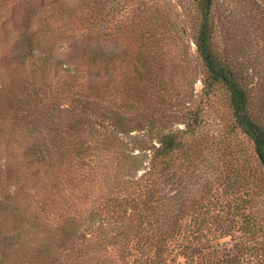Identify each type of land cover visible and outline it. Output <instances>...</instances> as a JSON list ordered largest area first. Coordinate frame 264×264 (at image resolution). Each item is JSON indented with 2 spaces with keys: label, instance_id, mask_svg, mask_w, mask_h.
Here are the masks:
<instances>
[{
  "label": "trees",
  "instance_id": "trees-1",
  "mask_svg": "<svg viewBox=\"0 0 264 264\" xmlns=\"http://www.w3.org/2000/svg\"><path fill=\"white\" fill-rule=\"evenodd\" d=\"M196 1L201 20L193 42L204 89H224L233 126L255 157L253 181L241 176L245 162L238 186L227 187L238 194V205L212 216L222 226H203L206 219L187 209L162 215L173 199V158L187 154L199 111L127 112L128 82L138 103L156 72L146 57L125 72V53L115 57V66L106 45L113 26L104 0H13L12 25L2 34L13 46L9 72L19 89L0 99V118L16 133L17 155L0 192V264H264V217L257 212L264 199V124L253 116L238 72L214 45L211 0ZM113 90L122 105L111 100ZM178 124L183 128L173 130ZM134 132L155 135L143 149L150 154L146 171L128 177L138 168L118 162L123 178L93 197L97 174L116 161L112 135ZM184 219L199 223L184 225Z\"/></svg>",
  "mask_w": 264,
  "mask_h": 264
},
{
  "label": "rangeland",
  "instance_id": "rangeland-1",
  "mask_svg": "<svg viewBox=\"0 0 264 264\" xmlns=\"http://www.w3.org/2000/svg\"><path fill=\"white\" fill-rule=\"evenodd\" d=\"M12 2L0 0L1 100L11 99L19 89L14 74L9 72L13 64V46L6 43L10 39L5 41L2 34L4 28L12 25L8 14ZM104 2L105 13L109 14L113 26L112 36L106 45L109 46L115 66L119 61L115 57L125 53V72L129 73L135 64L142 65L145 57L151 62L150 69L156 72L152 78H148L146 88H142L138 103L135 101L137 99H133V84L128 82L124 92L127 112L167 110L182 113L192 107L199 111L200 124L194 136L188 140L187 154L180 153L173 158L172 172L176 182L170 193L173 199L162 207V215L172 211L180 213L187 209L189 214H199V220L206 219L203 226H222V222L212 216L221 215L229 209L232 211L238 205V201L234 200L238 194L227 187L232 183L238 186L235 183L239 179L238 167L242 170L245 162L248 164H245L241 176L245 175L250 182L253 181L255 157L249 141L233 126L227 93L219 86L204 89L206 74L193 42L201 20L198 2ZM211 3L214 45L223 61L238 72L250 94L253 116L264 124V0H211ZM137 49L140 55L136 54ZM114 81L115 90L119 79L115 77ZM114 90L111 100L120 106L122 100L120 103ZM182 128V124L172 127L173 130ZM154 137V134L146 132H134L127 136L112 135V141L119 146L115 150L116 161L113 167L104 172L100 170L97 174L95 182L98 181V184L91 195H103L117 185L118 176L123 178L122 172L119 169L116 171L118 162L122 164L125 161L124 166L138 168L137 173L128 170V177H140L146 171L150 157L149 152L143 149L152 140L155 143ZM15 143V131L0 118V192L3 193L8 187L5 181L7 166L17 155ZM27 191L23 188L19 195L25 192L24 197ZM30 204L36 210L35 202ZM257 212L260 218L264 217V199L257 202ZM182 223L194 225L199 222L190 224V219H184ZM94 224L100 225L99 222Z\"/></svg>",
  "mask_w": 264,
  "mask_h": 264
}]
</instances>
